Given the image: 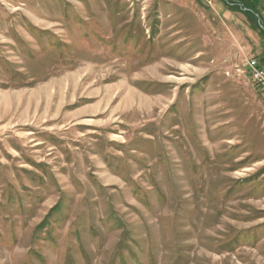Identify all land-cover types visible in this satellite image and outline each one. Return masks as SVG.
<instances>
[{"label":"rangeland","instance_id":"rangeland-1","mask_svg":"<svg viewBox=\"0 0 264 264\" xmlns=\"http://www.w3.org/2000/svg\"><path fill=\"white\" fill-rule=\"evenodd\" d=\"M241 4L0 0V264H264Z\"/></svg>","mask_w":264,"mask_h":264},{"label":"built area","instance_id":"built-area-1","mask_svg":"<svg viewBox=\"0 0 264 264\" xmlns=\"http://www.w3.org/2000/svg\"><path fill=\"white\" fill-rule=\"evenodd\" d=\"M248 72L255 87L264 93V69L256 59H247Z\"/></svg>","mask_w":264,"mask_h":264},{"label":"crops","instance_id":"crops-1","mask_svg":"<svg viewBox=\"0 0 264 264\" xmlns=\"http://www.w3.org/2000/svg\"><path fill=\"white\" fill-rule=\"evenodd\" d=\"M221 2L223 0H220ZM210 3V2H209ZM242 4H244L242 7H245V4H248L247 6L250 7V10L252 11L251 13L253 14L254 17H261V20L262 23L264 24V0H242ZM241 4V5H242ZM247 10V8L245 9ZM231 11H235V10H231ZM237 12L240 11V12H244V10H242V8H240V10H236ZM242 14V13H241ZM247 14V13H245ZM252 14L250 15L248 13V15L251 17ZM254 30L256 31V29L254 28ZM260 30L264 32V27L261 26L260 27ZM257 32V31H256ZM264 36V35H263ZM264 38V37H263ZM263 42V41H262ZM264 44V43H263ZM264 56V55H262Z\"/></svg>","mask_w":264,"mask_h":264},{"label":"trees","instance_id":"trees-1","mask_svg":"<svg viewBox=\"0 0 264 264\" xmlns=\"http://www.w3.org/2000/svg\"><path fill=\"white\" fill-rule=\"evenodd\" d=\"M231 3V2H230ZM251 11V10H250ZM251 15V14H250Z\"/></svg>","mask_w":264,"mask_h":264}]
</instances>
